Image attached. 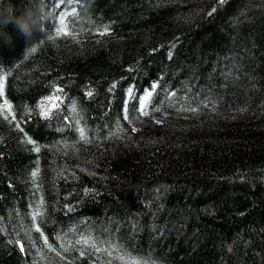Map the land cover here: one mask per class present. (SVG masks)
<instances>
[{"label":"trees","instance_id":"16d2710c","mask_svg":"<svg viewBox=\"0 0 264 264\" xmlns=\"http://www.w3.org/2000/svg\"><path fill=\"white\" fill-rule=\"evenodd\" d=\"M47 3L0 39V264H264V0Z\"/></svg>","mask_w":264,"mask_h":264},{"label":"clouds","instance_id":"9594fccd","mask_svg":"<svg viewBox=\"0 0 264 264\" xmlns=\"http://www.w3.org/2000/svg\"><path fill=\"white\" fill-rule=\"evenodd\" d=\"M55 14V6H50L47 0H29V5L19 14L11 4L0 8V39L11 46L13 37L6 31L11 25L27 43L34 33L43 31L46 22L52 20Z\"/></svg>","mask_w":264,"mask_h":264},{"label":"snow or ice","instance_id":"6c2138e0","mask_svg":"<svg viewBox=\"0 0 264 264\" xmlns=\"http://www.w3.org/2000/svg\"><path fill=\"white\" fill-rule=\"evenodd\" d=\"M221 2H223V0H221ZM73 15H75V13H73ZM105 31H107V29H105ZM56 34H57V36H59V35H69V34H71V33L69 32V29H68V22L66 21V19H65L64 16H61V17H60V20H59V27L57 28V33H56ZM101 34H104V33H101ZM33 51H35V49H33ZM2 80H3V78H0V91H2V88H3ZM57 91H59V89H58ZM89 95H91V93H89ZM148 95L150 96L151 93H149ZM54 98H55V97H54ZM54 98H53V99H54ZM145 99H147V97H145ZM141 103H142V108H141V110L143 111V101H142ZM5 105H7V101H5ZM53 106H55V105H53ZM7 107H8V109H9V111H10L11 106H10V105H7ZM44 115L47 116V115H48V112L45 111V112H44ZM79 131H80V135H81V137L83 138V135H84L83 129H80ZM29 142L31 143V141H29ZM37 150H38V149H37ZM32 175H33V177H35V176L37 175V173H36V172H33ZM39 214H40L39 211L35 212V213L33 214V220H35L36 216L39 215ZM36 231H38V232L40 231L39 227L36 228ZM17 243H19V241H17ZM45 243L47 244V239H45ZM85 243H88V242L85 241ZM21 250L23 251V245H21ZM97 250H99V249H97Z\"/></svg>","mask_w":264,"mask_h":264},{"label":"rangeland","instance_id":"374dc122","mask_svg":"<svg viewBox=\"0 0 264 264\" xmlns=\"http://www.w3.org/2000/svg\"><path fill=\"white\" fill-rule=\"evenodd\" d=\"M148 94H149V92H147V94L145 96H143L144 98L141 99V102L143 101V111L141 110L142 103H140V110H141L142 113L145 112V106H146V103H147V100H148V96H149ZM145 97H147V99H145Z\"/></svg>","mask_w":264,"mask_h":264},{"label":"bare ground","instance_id":"6f19581e","mask_svg":"<svg viewBox=\"0 0 264 264\" xmlns=\"http://www.w3.org/2000/svg\"><path fill=\"white\" fill-rule=\"evenodd\" d=\"M142 98H144V97H142Z\"/></svg>","mask_w":264,"mask_h":264}]
</instances>
